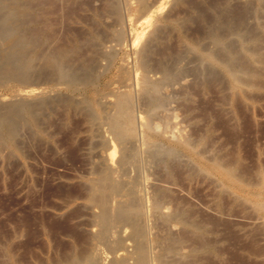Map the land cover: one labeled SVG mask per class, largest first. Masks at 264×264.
<instances>
[{"label": "rangeland", "instance_id": "rangeland-1", "mask_svg": "<svg viewBox=\"0 0 264 264\" xmlns=\"http://www.w3.org/2000/svg\"><path fill=\"white\" fill-rule=\"evenodd\" d=\"M0 264H264V0H0Z\"/></svg>", "mask_w": 264, "mask_h": 264}, {"label": "bare ground", "instance_id": "bare-ground-1", "mask_svg": "<svg viewBox=\"0 0 264 264\" xmlns=\"http://www.w3.org/2000/svg\"><path fill=\"white\" fill-rule=\"evenodd\" d=\"M132 1V0H131ZM143 2H144V0H142ZM140 4H141V2H139ZM144 5V4H143ZM148 6V5H147ZM144 7V6H143ZM145 7H146V4H145ZM143 9H145V8H143ZM161 9V7L160 6H158V7H156L155 9H151L152 11H151V13H155V14H157L158 15V11ZM144 11V10H143ZM161 12V11H160ZM151 13H149L148 14V12H147V15H143V16H141L139 19H138V24L139 25H141L142 26V30H144V31H146L149 27H150V18L152 17L151 16ZM141 15V14H140ZM136 19V18H135ZM137 20V19H136ZM130 29V28H129ZM130 32H131V40H132V42H131V47L133 48L134 46H135V44H136V42H138V40L141 38V34L142 33H137V32H135V31H133V30H130ZM31 35L34 37V35L36 36V37H38V36H41V34L38 32V29L37 28H35V29H33L32 30V32H31ZM44 34H42V36H43ZM125 102V101H124ZM125 107V106H124ZM121 108V107H120ZM119 108V109H120ZM127 111V110H126ZM10 112H6L4 115H5V117H7V118H11V115L9 114ZM3 115V116H4ZM6 121V120H5ZM12 122H14V120H12ZM3 123V122H2ZM113 149V148H112ZM111 156H112V152L110 153L109 152V154H107V157H108V159L109 160H111Z\"/></svg>", "mask_w": 264, "mask_h": 264}]
</instances>
